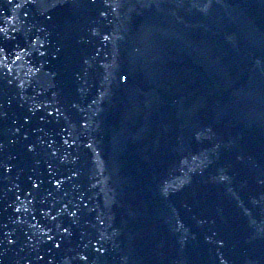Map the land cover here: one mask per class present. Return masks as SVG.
Masks as SVG:
<instances>
[{
  "label": "water",
  "instance_id": "obj_1",
  "mask_svg": "<svg viewBox=\"0 0 264 264\" xmlns=\"http://www.w3.org/2000/svg\"><path fill=\"white\" fill-rule=\"evenodd\" d=\"M0 264H33L18 182L1 109Z\"/></svg>",
  "mask_w": 264,
  "mask_h": 264
}]
</instances>
